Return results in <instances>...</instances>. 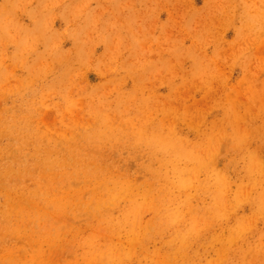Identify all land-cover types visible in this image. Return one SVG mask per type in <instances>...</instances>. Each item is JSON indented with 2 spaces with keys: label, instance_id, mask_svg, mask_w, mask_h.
<instances>
[{
  "label": "bare ground",
  "instance_id": "1",
  "mask_svg": "<svg viewBox=\"0 0 264 264\" xmlns=\"http://www.w3.org/2000/svg\"><path fill=\"white\" fill-rule=\"evenodd\" d=\"M142 1L146 4L148 0ZM175 1L178 3V0ZM239 1L225 0L222 3L207 0L208 7L197 14H205L209 10L220 12L219 20L225 21L227 27H236L239 39H244L250 30H260L259 14H255L260 12V8L248 4L249 0ZM262 5L264 9V0ZM143 6L126 10L129 23H136L138 15L148 12L147 7L139 11ZM254 23L257 24L256 28H252ZM2 25L0 30L4 31ZM71 41L69 52L59 51L49 62V70L58 64L64 65L63 71L52 73V89L34 88L37 101L33 100L27 109L33 105L38 112V117L35 113L31 115L32 125L22 115L23 119L18 118L12 123L0 122V161H3L0 162V264H92V254L99 252L103 245L93 239L85 240L84 246L77 242L76 237L68 240L70 235L74 237L71 232L76 225L66 230L62 223L78 217H84L87 225H91L89 222L96 218L99 221L97 226L90 228L100 234L104 241L111 243L109 248L116 259L109 260L105 256L100 264L132 262L131 250L136 247L147 253L150 264H194L197 259L199 264H222L224 260L235 261L237 257L245 263L248 260L242 256L253 246L260 248L259 255H263L264 244L260 245L264 233L260 244L259 241L255 245L250 242L245 247L238 243L242 230L249 229L260 217V212L264 214V185L261 187L263 189L256 191L255 184L251 187L244 184V180L253 178L251 175L256 168L257 153L250 149L258 138V131L261 135L264 133L263 129L257 128L260 120L264 123V111L260 118H253L252 115L254 110H260L257 105L263 102L260 99L246 101L245 96H238L237 87H231L226 92L238 95L232 97L230 104L219 106L220 116L211 124L213 130L227 128L230 141L227 152L232 155L230 159H234L226 167V172L230 171L229 167L233 172H239L237 164L240 162L247 165V173L243 176L239 174L243 182L235 190L236 200L229 205L235 209L242 207L244 200H247L246 206L253 216L247 219L236 217L237 227L226 229L225 233L194 232L185 222V215L192 217L191 221L204 218L206 225L213 226L216 221L226 217L224 210L228 206L224 202L225 194L231 188L222 173L216 174L217 187L210 185L207 178L196 180L198 176L195 175H200L202 171L214 174L208 166L222 140L213 139L210 131L199 132L207 117L201 101L188 103L189 96L195 90L187 87L186 83L184 88L178 87L169 77L175 71L168 68L167 74L161 77V84L167 83V96L158 95L159 92L155 90L146 97L144 87L148 78L139 74L133 77L131 97L140 99L142 105L139 107L132 108L130 103L120 102L113 112L106 113L100 106L82 105L80 100L70 101V81L76 72L72 70L67 75L68 59L72 52L82 55L84 49L79 48L81 44L78 46L76 39ZM195 44L193 42L190 47L176 45L174 53H185L186 58H192ZM46 47L50 46L43 45L37 56L40 80L46 78ZM123 47L124 44L116 38L111 44L105 42L106 63L112 58L116 60L114 52L123 54ZM230 47L231 50L247 49V45L241 43H232ZM254 47L258 48L260 44ZM90 48L87 47L85 52H89ZM111 51L114 52L111 54ZM259 51L256 50L254 55H258ZM215 54L218 58L222 52L218 49ZM85 55L81 62L86 59ZM122 60L120 56L118 63ZM166 62L170 63L168 60ZM131 64L134 62L131 61ZM150 69H153L152 65ZM98 71L102 79H107L109 74L105 67L100 65ZM127 71H131V66ZM60 74L61 77H58ZM12 77L2 76L0 85L4 86L7 79ZM13 81L15 84L12 86H28L15 77ZM41 88L45 87L41 85ZM151 88H157L156 84ZM27 89L24 90L29 91ZM24 92L16 97L24 96ZM114 94L124 96L126 93L118 89ZM56 95L63 100L55 102ZM96 98L98 103L103 102L98 96L92 100ZM9 99L6 93L0 95L2 106ZM64 103L67 106H63ZM162 105V109L158 108ZM22 108L17 106L16 109ZM179 123L183 124L180 127H187L191 131L192 139L172 128ZM242 127H251L253 131L242 132ZM4 139L6 143H3ZM257 170L260 174L258 166ZM28 183H32L33 187ZM198 200L203 203L202 206L194 204ZM246 206L242 210L247 209ZM117 211L118 219L113 216ZM147 212L152 213L149 220L145 219ZM13 218H17V229L9 227ZM61 223L63 226H59ZM31 226L37 229L30 232ZM21 231L26 233L21 236ZM77 236H80L78 231ZM158 244H161L159 250H150V245L156 247ZM208 245L212 248L209 249ZM164 246L170 249L162 254ZM80 247L86 251L83 255L77 254ZM208 253L217 257L207 260ZM71 256L72 260L69 259Z\"/></svg>",
  "mask_w": 264,
  "mask_h": 264
},
{
  "label": "rangeland",
  "instance_id": "2",
  "mask_svg": "<svg viewBox=\"0 0 264 264\" xmlns=\"http://www.w3.org/2000/svg\"><path fill=\"white\" fill-rule=\"evenodd\" d=\"M217 1L225 2V0ZM236 1L240 3L239 0ZM262 1H248V4L260 8V12L255 13L259 14L260 30L252 29L253 31L250 30L248 32V37L239 39L240 34H238L236 27H227L228 25L225 21L219 20L222 15H219L220 12L209 10L205 14H197V12L208 7L207 0H178V3L175 0H148L146 4L142 0H139V2L136 0H0V6H2L0 10V26L2 23L4 27V31L0 30V53H3L2 56L0 55V84L2 76L5 75H12L23 85L28 84V86L24 87L21 84H18V87L16 85L12 86L13 83L15 84L12 77L7 79L6 84L3 81L6 86L0 85V95L6 93L7 96H10L5 106H2V100L0 101V122L12 123L18 118L23 119V116L28 121L27 123L32 125L31 115L35 113V116L38 117V112L34 110L33 105L29 110L27 109L29 104L37 99L34 88H39L40 90L52 89L51 86L54 82V79L51 78L53 77L52 73L56 74L59 70L63 71L64 65L58 64L56 68L49 70V62L58 55L59 51L69 52L72 48L71 40L73 39L78 41V46L81 44L79 48L84 49L81 53L82 55L78 56L76 54V56L72 52V56L68 59L67 75L69 71L73 70L76 72V75L70 81V101L77 102L80 100L82 105L100 106L106 113L113 112L120 102L130 103L132 108L142 105L140 99L131 97L133 77L136 74L148 78L144 87L146 97L149 96L151 91L155 90L157 93L159 92L158 95L167 96V83L161 84V77L165 76L167 69L170 68V70L175 72L171 73L169 77L173 79L174 83L178 84V87L184 88L183 85L186 83L187 87L195 90L189 96L188 103L192 104L195 101L203 103L207 119H205V125L200 127L199 132L210 131L211 136L214 137L213 139L222 140L219 150H217L218 148L216 149L217 151L215 150V154L208 166L215 175L205 174L202 171L200 175H195V177L198 176L196 180L203 181L207 178L210 185L217 187L216 182L218 179L216 174L222 173L231 186L225 194L224 202L227 203L228 207L224 210L226 215L224 219L216 221L213 226H208L204 222V218L191 221L192 217L189 218L185 215V222L189 224V227L194 232L203 234H219L225 233L226 229H235L238 224L237 220H235L236 217L247 219L253 216L246 206L247 200L241 199L244 200L245 204L235 209L229 205L236 200L235 190L243 182V178L239 174L243 176L247 173V165H243L240 162L237 164L240 169L239 172H233L232 167H229L230 171L226 172V167L234 159H230L232 155L227 152L230 147L227 128L218 127L213 130L211 124L220 116L219 106L230 104L229 102L233 101L232 97L238 94L240 97L245 96L246 101L253 102L252 99L257 101L260 99V102H263L262 105H257L260 110H254L253 118H260L264 111V50L262 49L264 45V9ZM142 4L145 7L143 6V9L139 11H144L147 7L148 12L138 15L136 23L133 21L129 23L126 10L130 7H140ZM118 19L121 21H117ZM256 27L257 24H252V28ZM115 38L124 44L121 50L123 54L111 51V54L113 52L116 54V60L113 61L112 58L106 63L107 50L104 48V43L111 44ZM193 42L196 44L192 58H186L184 56L185 53H174L176 45L190 47ZM232 43L247 45V49L244 47L243 49L231 50L230 45ZM258 44H260V47L255 48L254 45ZM43 45H49L50 47H46L47 52H45L47 55L46 78L40 80L38 79L40 68L37 66V56L39 49ZM218 45L220 48H217ZM87 47H91L89 52H85ZM218 49L222 54L216 58L215 53ZM256 50H260L258 55H254ZM168 52L171 53L168 54ZM85 53L86 59L81 62V58ZM120 56L123 60L118 63ZM167 60L170 62L169 64L166 62ZM131 61L134 62L133 65ZM100 65L108 71L107 79L109 81L106 78L102 79V76H100L101 74L98 71ZM150 65L153 66L152 70ZM130 66L131 71L128 72L127 68ZM61 75L58 77H61ZM67 75L65 74V77ZM98 75L101 77L100 79ZM38 81V84H34ZM40 84L45 88L42 89ZM155 84L157 88H151ZM231 87H237L238 94L231 95L226 92ZM15 88L19 91L28 88L27 90L29 91L24 90L25 92L17 93L18 90ZM118 89L126 94L117 96L114 93ZM23 92L24 96L16 97ZM57 96L59 95H56L55 102L62 98ZM96 96L102 98L103 102L98 103L97 98L93 101L92 99ZM17 106H23L22 110H17ZM63 106H67V104L64 103ZM158 108L162 109L163 105ZM108 110L110 111L107 112ZM260 123L257 128L264 130V123L261 120ZM180 125L183 124L179 123L178 126L175 125L172 128L181 131L186 138L192 139L191 131L187 127H180ZM241 131L251 133L253 129L251 127H242ZM253 142L250 151L257 153V159L254 164L256 168L254 169V174L251 175L253 178L250 181L244 180V184L250 187L255 184L256 191H260L264 185V133L261 135L258 131V138ZM3 143H6V139L3 140ZM208 145L206 146L208 147ZM144 161L147 162L148 159ZM238 176L240 179H238ZM28 184L33 187L32 183ZM227 195L228 197H226ZM212 200L214 201V199ZM206 202L209 203L210 201ZM194 204L202 206L203 203L198 200L194 201ZM244 206L247 209L242 210ZM113 216L118 219L119 212L113 213ZM151 216L152 213L147 212L145 219L149 220ZM15 219L17 218L12 219L13 221L9 227L17 229ZM98 222L95 218L89 222L91 225H87L88 222L84 217L62 222L66 230L68 228L72 229V226L76 225V229L71 232L74 237L70 235L68 240L76 237L77 242L79 241L80 245L84 246L85 240L93 239L103 245L99 252L95 255L94 253L92 254L90 258L92 264H100V260L104 259L105 256H108L109 258L107 259L109 260L116 259L113 251L109 248L111 243L104 241L101 236L99 237L100 234L92 230V227L90 228V226H97ZM62 223L59 226H63ZM34 224L36 223L32 225ZM36 229V227L31 226L30 232ZM77 231L80 236H77ZM22 233L26 232L21 231V236ZM263 233L264 214L260 212V217L253 222L252 226L249 229L242 230L238 243L240 246L245 247H248L247 243L250 244V242L255 245L261 240ZM114 241L116 242L117 240ZM18 243H20V240ZM258 244H260V241ZM263 244L264 239L262 238L260 247ZM160 246L161 244L156 247L150 245V250H159ZM208 246L209 249L212 248L210 245ZM164 247L163 251H161L162 254L170 249L169 246ZM249 250L242 256L248 260L247 262L243 263L242 259L238 257L235 261L226 257L228 260L222 258V261L224 260L222 264H264V254L259 255L260 248L257 249V246H253ZM131 251L133 252H131L132 262L128 261L126 264H150L151 259L143 249L136 247ZM85 252L82 247L77 250L78 255H83ZM208 254L210 255L206 256L207 260L217 257L214 254ZM69 259L72 260L73 257L71 256ZM193 263L199 264V260L197 259Z\"/></svg>",
  "mask_w": 264,
  "mask_h": 264
}]
</instances>
